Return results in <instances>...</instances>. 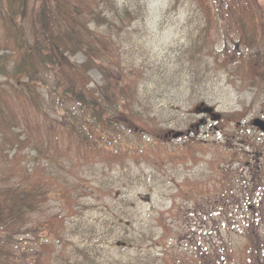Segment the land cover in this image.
I'll return each mask as SVG.
<instances>
[{"label": "trees", "instance_id": "16d2710c", "mask_svg": "<svg viewBox=\"0 0 264 264\" xmlns=\"http://www.w3.org/2000/svg\"><path fill=\"white\" fill-rule=\"evenodd\" d=\"M198 2L208 18L205 47L222 22L242 45V53L225 63L243 78L264 82L260 1ZM135 15L114 0H0V264H238L233 250L225 244L219 250L213 237L189 235L184 243L166 231L157 236L155 224L135 222L131 206L116 211L104 202L106 216H85L93 207L82 199H102L114 186L98 180L93 162L75 163L73 141L81 153L117 160L118 145L125 142L126 154L140 155L148 143L144 138L165 128L143 110L131 80L134 70L108 52L116 43L113 35L120 36ZM78 53L84 62L73 60ZM92 68L101 72V83L92 80ZM27 145L34 151L22 161ZM251 174L238 183L241 197L229 188L231 179L223 195L239 204L248 264H264L258 220L264 216V170L253 167ZM123 176L127 172L118 175ZM178 241L180 253L174 251Z\"/></svg>", "mask_w": 264, "mask_h": 264}, {"label": "rangeland", "instance_id": "374dc122", "mask_svg": "<svg viewBox=\"0 0 264 264\" xmlns=\"http://www.w3.org/2000/svg\"><path fill=\"white\" fill-rule=\"evenodd\" d=\"M114 1L130 6L136 15L120 36L113 35L116 43L108 52L126 70H134L131 80L143 110L165 128L158 136L144 138L148 143L140 155L126 154L125 142L118 145L117 160L81 153L73 141L75 163L93 162L98 180L106 178L114 186L102 199L91 194L82 199L93 207L85 216L91 220L106 216L100 207L104 202L118 207L116 211L131 206L135 222L155 224L157 236L166 231L184 243L189 235L213 237L219 250L225 244L238 264H248V235L239 228L243 220L239 204L224 200L223 190L226 179H231L229 188L241 197L238 183L251 179L253 167L264 170V134L252 125L255 118L264 119L263 80L244 79L225 63L242 53V45L222 22L210 31V46L205 47L207 32L202 30L208 27V18L198 0ZM259 1L264 10V0ZM244 54H249L246 47ZM73 60L82 63L86 57L78 53ZM89 74L94 82H102L98 69ZM202 100L213 113L196 112ZM34 135L38 142L39 134ZM32 147L22 151V161L33 153ZM121 171L127 176L118 177ZM258 220L264 234V216ZM183 242L175 243V252H182L178 245ZM190 257L186 252V259Z\"/></svg>", "mask_w": 264, "mask_h": 264}, {"label": "water", "instance_id": "95a60500", "mask_svg": "<svg viewBox=\"0 0 264 264\" xmlns=\"http://www.w3.org/2000/svg\"><path fill=\"white\" fill-rule=\"evenodd\" d=\"M196 111L197 112L211 113L212 108L205 106V103H202L201 105H199L197 107ZM253 123L256 127H258L260 130H262L264 132V120L258 118V119H255Z\"/></svg>", "mask_w": 264, "mask_h": 264}]
</instances>
